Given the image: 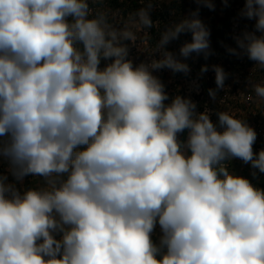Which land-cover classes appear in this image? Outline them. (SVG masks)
<instances>
[{
    "label": "clouds",
    "instance_id": "clouds-1",
    "mask_svg": "<svg viewBox=\"0 0 264 264\" xmlns=\"http://www.w3.org/2000/svg\"><path fill=\"white\" fill-rule=\"evenodd\" d=\"M195 2L134 64L126 42L153 26L152 0L127 18L105 0H0V163L15 182L43 180L20 189L0 174V264H264V189L226 163L264 173L255 130L228 111L218 127L188 97L165 103L153 74L188 75L192 53L211 54L199 6L215 4ZM240 16L255 30L227 50L264 69V0H245ZM184 32L177 56L166 45ZM212 69L215 99L228 73Z\"/></svg>",
    "mask_w": 264,
    "mask_h": 264
},
{
    "label": "rangeland",
    "instance_id": "rangeland-1",
    "mask_svg": "<svg viewBox=\"0 0 264 264\" xmlns=\"http://www.w3.org/2000/svg\"><path fill=\"white\" fill-rule=\"evenodd\" d=\"M164 3L170 5L171 9L169 12V16H166L165 22H162V26L166 29L168 26L172 24L179 23L186 17L190 16L192 11H195L198 7L195 0H161ZM173 2L176 4L173 5ZM215 4V9L210 10L207 7L199 6V18L205 24V26L210 31L209 41H210V51L211 54L205 58L203 53L197 54L192 53L190 57L185 61L190 67V73L188 75H184L181 73V76L174 75L168 69H162L159 71L154 72L153 74L156 75L165 85V91L169 95V100L166 103L171 102V98L175 97L176 95H181L184 97H190L192 95L197 94V74L201 73V68L204 66L208 67V71L202 74V80L206 85H211L215 87V72L212 69L213 65H217V62L213 59H218L219 62L222 61L221 57L229 55L231 58V62H235L236 67H238V59L243 58V60H249L247 55H240L236 56L228 52V48H235L237 51H240L236 41L234 39L235 36L241 35L244 31H251L255 24H251L250 22L255 23V20H249L247 18L240 16V10L243 6L240 1L238 4L239 6L235 7L236 11H234V16L230 20L229 28L226 27L224 19L226 18V11L228 6H225L223 0H213ZM230 4L234 5V3L230 2ZM237 4V5H238ZM173 5V6H171ZM121 17V16H120ZM118 17V19L120 18ZM124 18V17H123ZM255 30V29H254ZM218 33V42L213 43V37L215 34ZM259 35V33H257ZM139 39L136 42V45H130V58L133 60L134 64H139L141 62H147L150 57L154 53V48L148 43L147 40V31H142L138 33ZM192 35L190 32L181 33L177 40L171 41L168 46L170 51L173 53L178 52L180 47L186 43L191 42ZM147 41V42H146ZM223 42L226 44L227 49L222 46ZM197 55V57L195 56ZM232 56V57H231ZM227 58V57H226ZM105 61L101 62V68L104 67ZM246 65L244 64V67ZM238 69V68H236ZM261 73L264 72V69L259 68L258 71ZM257 71V72H258ZM257 74V73H256ZM264 78V75H262ZM261 79V76L259 75ZM258 78V79H259ZM218 118V116L216 117ZM2 166L1 174L8 175L9 182H15L13 177L7 173V164L0 163ZM17 187L20 189H27V188H35L43 183L42 178L40 177H32L27 176L24 178L22 182H15ZM161 236V230L159 225L156 226L154 232L152 233V240L155 241L156 244H159V239ZM58 238V237H57Z\"/></svg>",
    "mask_w": 264,
    "mask_h": 264
},
{
    "label": "built area",
    "instance_id": "built-area-1",
    "mask_svg": "<svg viewBox=\"0 0 264 264\" xmlns=\"http://www.w3.org/2000/svg\"><path fill=\"white\" fill-rule=\"evenodd\" d=\"M195 56L197 57V55ZM221 58L222 61L220 62L218 59L213 60L228 73V76L225 80V87L217 90L216 98L212 99L208 92L209 89H216V86L214 87L213 84L208 85V90L205 93L200 77H197L196 80L197 94L188 98L196 103L198 112H203L207 109L210 112V119L217 126L218 118H216V113L220 111H228L245 119L257 134V139L253 144V151L254 153H258L260 150H264V100L255 95L253 88L256 84L264 86V78L262 77L264 72L258 71L256 62L252 60L237 58L238 67H236L235 62H231L232 60L229 55ZM244 64L246 65L245 67ZM226 163L228 164V168L239 167L242 171L249 173L255 178L256 182L264 180V173L253 169L250 163L246 164L238 158H233ZM253 172L256 173L255 176Z\"/></svg>",
    "mask_w": 264,
    "mask_h": 264
},
{
    "label": "trees",
    "instance_id": "trees-1",
    "mask_svg": "<svg viewBox=\"0 0 264 264\" xmlns=\"http://www.w3.org/2000/svg\"><path fill=\"white\" fill-rule=\"evenodd\" d=\"M240 1H243V2H241L242 4H240V6L244 7L245 0H228V5H227L228 8L226 11V18L224 19V22H225V25L227 28H229L230 20L234 16V13H235L234 11H236L235 7H233V6H235V5L239 6L238 3ZM152 2H153L154 6H153V9L150 13V16H151V19L153 20V26L150 29H147L146 31H147V35H148V37H147L148 43L155 49L159 40H160L162 32L165 30L164 27L162 26V22H165L166 16H169V12H170L171 7L169 4L164 3L161 0H152ZM230 2L234 3V5L230 4ZM175 4L176 3L173 2V5H175ZM173 5H171V6H173ZM103 6L110 8L113 11L118 10L121 17L127 18L129 13L136 11L142 5H141V0H105V4ZM250 23L255 24L254 22H250ZM251 29H252L251 31H254L253 28H251ZM218 37H219V35H218V33H216L215 36L213 37V43L214 42L217 44L220 43V42H218V40H219ZM126 43H129V45H131L130 42H126ZM222 46H224L225 49H227L226 44L224 42H223ZM166 48L168 51H170V48L168 45H166ZM175 54L177 56H179L178 52H176ZM129 57H130V53H129ZM174 75L181 76V73H175ZM197 77H200L201 82H202V87L204 88L203 90L206 93V91L208 90V85H206L204 83V80H202V74L198 73ZM187 133H188V130H185L183 133H180L179 139L182 141H185V139L187 137ZM236 168L239 169V167H232V168H229V170L236 169ZM1 169H2V166L0 165V174H1ZM239 170H241V169H239ZM260 184H262L264 186V180L261 181ZM153 242H154V240H153ZM157 258L159 259L160 257L158 256Z\"/></svg>",
    "mask_w": 264,
    "mask_h": 264
},
{
    "label": "crops",
    "instance_id": "crops-1",
    "mask_svg": "<svg viewBox=\"0 0 264 264\" xmlns=\"http://www.w3.org/2000/svg\"><path fill=\"white\" fill-rule=\"evenodd\" d=\"M187 135H188V133H187ZM186 140H187V137H186L185 141ZM229 171L231 173L237 175V176H241V177L247 178L255 187L260 188V189H264V186L262 184H260L261 182H256L255 178L252 175H250L249 173L244 172L242 170H239L237 168L236 169H231ZM154 243H155V241H154Z\"/></svg>",
    "mask_w": 264,
    "mask_h": 264
}]
</instances>
